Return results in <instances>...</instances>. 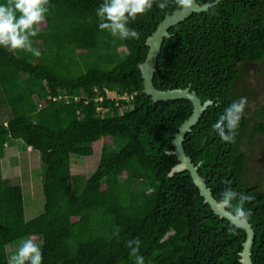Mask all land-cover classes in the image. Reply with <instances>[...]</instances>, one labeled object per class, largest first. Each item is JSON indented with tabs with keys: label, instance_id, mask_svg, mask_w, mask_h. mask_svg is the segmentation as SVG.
Listing matches in <instances>:
<instances>
[{
	"label": "trees",
	"instance_id": "obj_1",
	"mask_svg": "<svg viewBox=\"0 0 264 264\" xmlns=\"http://www.w3.org/2000/svg\"><path fill=\"white\" fill-rule=\"evenodd\" d=\"M196 2L209 6L168 28L152 83L211 101L185 133L183 150L217 201L225 188L236 193L229 211L239 193L248 197L251 264H264V170L250 160L255 136L264 147V103L254 102L247 76L264 63V0ZM100 3L48 0L30 38L39 56L0 47V104L10 113L0 123V264L8 245L28 238L40 240L41 264H134L133 238L145 264H242L246 231L211 208L189 170L170 174L179 163L172 141L193 102L154 101L144 91L146 39L182 5L154 3L129 22L138 38L119 39L96 27ZM241 96L247 103L234 142L222 143L210 125ZM18 140L40 153L43 211L30 220L22 187L2 176L4 149ZM96 141V168L74 174L72 157H91Z\"/></svg>",
	"mask_w": 264,
	"mask_h": 264
},
{
	"label": "clouds",
	"instance_id": "obj_2",
	"mask_svg": "<svg viewBox=\"0 0 264 264\" xmlns=\"http://www.w3.org/2000/svg\"><path fill=\"white\" fill-rule=\"evenodd\" d=\"M180 5H188L191 0H177ZM155 3L158 9H165L167 0H102L94 10L97 18L96 27L108 32L119 39H136L139 33L129 27L137 15L150 10ZM48 0H0V47L12 50H23L34 56L40 52L32 46L31 37L39 32V22L48 12ZM247 103L246 97L241 96L223 108V111L211 123V131L219 137L222 143L234 142L236 130ZM221 202L230 205L236 193L228 187L222 193ZM248 197L239 193L238 203L233 208L236 217L243 220L247 215L242 205ZM140 241L133 238L127 241L130 254L134 257V264H145L144 257L138 255ZM42 253L40 247L32 239H22L15 252L7 260V264H41Z\"/></svg>",
	"mask_w": 264,
	"mask_h": 264
},
{
	"label": "rangeland",
	"instance_id": "obj_3",
	"mask_svg": "<svg viewBox=\"0 0 264 264\" xmlns=\"http://www.w3.org/2000/svg\"><path fill=\"white\" fill-rule=\"evenodd\" d=\"M263 74L264 63L247 69L248 81L252 89L254 102L262 104L264 103ZM109 96L118 97L115 92H111ZM36 101L41 105V102L37 99ZM9 116V109L5 105L0 104V123L7 120ZM254 140L258 147L252 152L250 160L251 163L257 165L256 167L264 170V147H259V145L263 144V141L262 139L260 140V136H255ZM100 149L101 141H96L94 143V154L91 157L73 156L71 160L73 173L83 174L85 177H88L97 166ZM5 155L4 162L1 159L2 176H5L3 178L6 184H17L22 187L26 219L30 220L37 216L40 211H43L44 197L42 194L40 153L35 149L27 147L21 140H18V142L16 141L14 144L5 147L3 157ZM260 158L262 159L260 160ZM30 239L41 249L40 240L36 238ZM19 242H14L7 246L9 256L15 252Z\"/></svg>",
	"mask_w": 264,
	"mask_h": 264
},
{
	"label": "water",
	"instance_id": "obj_4",
	"mask_svg": "<svg viewBox=\"0 0 264 264\" xmlns=\"http://www.w3.org/2000/svg\"><path fill=\"white\" fill-rule=\"evenodd\" d=\"M208 6L209 4L200 5L196 2V0H191L190 4L182 5L171 14L166 15L158 24L156 30L147 37L146 44L149 46V51L145 61L141 63L139 67L144 79V91L149 94L154 101L159 99L186 97L191 99V101L193 102L194 108L192 114L181 125L178 133H176L175 138L172 141V145L174 148L172 152L177 155L179 163L172 168L170 174L184 169L189 170L193 181L198 186L201 194L204 196V200L210 204L211 208L221 217L229 219L231 222L235 223L237 226H240L246 231L247 237L243 244L242 252L240 253L241 262L242 264H251L250 248L252 246L254 237V231L251 224L246 220L236 217L231 211L226 208V205H224L221 201H217L213 197L210 189L204 182V179L198 173V166L192 163L190 158L184 152L182 146V140L185 133L191 129L192 125L196 123L201 112L211 103V101L206 100L204 103H201L196 93L194 91H190L189 88L159 90L152 83V75L155 70L157 56L162 46L163 37L169 36L168 28L171 25L184 20L192 12L204 10Z\"/></svg>",
	"mask_w": 264,
	"mask_h": 264
},
{
	"label": "built area",
	"instance_id": "obj_5",
	"mask_svg": "<svg viewBox=\"0 0 264 264\" xmlns=\"http://www.w3.org/2000/svg\"><path fill=\"white\" fill-rule=\"evenodd\" d=\"M127 94H124V95H120V97H126ZM131 97V96H130ZM98 110H100V108L98 107Z\"/></svg>",
	"mask_w": 264,
	"mask_h": 264
},
{
	"label": "crops",
	"instance_id": "obj_6",
	"mask_svg": "<svg viewBox=\"0 0 264 264\" xmlns=\"http://www.w3.org/2000/svg\"><path fill=\"white\" fill-rule=\"evenodd\" d=\"M7 147V146H6ZM6 158V155L2 158V161L4 162V159ZM4 165V164H3ZM3 177H5L4 175H3Z\"/></svg>",
	"mask_w": 264,
	"mask_h": 264
},
{
	"label": "flooded vegetation",
	"instance_id": "obj_7",
	"mask_svg": "<svg viewBox=\"0 0 264 264\" xmlns=\"http://www.w3.org/2000/svg\"><path fill=\"white\" fill-rule=\"evenodd\" d=\"M261 140V139H260ZM260 146H262V145H260ZM263 154H264V152H263ZM262 158H260V160H261Z\"/></svg>",
	"mask_w": 264,
	"mask_h": 264
}]
</instances>
